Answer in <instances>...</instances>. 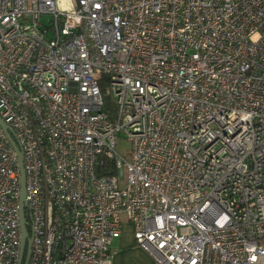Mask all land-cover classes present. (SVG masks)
Listing matches in <instances>:
<instances>
[{
    "label": "built area",
    "instance_id": "2783aa9c",
    "mask_svg": "<svg viewBox=\"0 0 264 264\" xmlns=\"http://www.w3.org/2000/svg\"><path fill=\"white\" fill-rule=\"evenodd\" d=\"M0 116L29 264H113L125 219L153 264H264V0H0ZM20 193L0 126V264Z\"/></svg>",
    "mask_w": 264,
    "mask_h": 264
},
{
    "label": "water",
    "instance_id": "95a60500",
    "mask_svg": "<svg viewBox=\"0 0 264 264\" xmlns=\"http://www.w3.org/2000/svg\"><path fill=\"white\" fill-rule=\"evenodd\" d=\"M0 126L5 131L8 139L10 140L11 144L13 145L15 151L18 154L19 160V169L21 173V193H20V202H19V218H20V226H21V233H22V242L20 247V257H19V264H29L30 255H31V244L32 239L30 237L28 228H27V217L25 212L26 207V173L24 168V161H23V152L20 146L17 144L16 140L14 139L13 133L10 131L8 125L0 116Z\"/></svg>",
    "mask_w": 264,
    "mask_h": 264
},
{
    "label": "crops",
    "instance_id": "0c3cea01",
    "mask_svg": "<svg viewBox=\"0 0 264 264\" xmlns=\"http://www.w3.org/2000/svg\"><path fill=\"white\" fill-rule=\"evenodd\" d=\"M115 242L121 248L119 249L120 252H116V250L114 252L112 251L113 264H139V261L145 264L147 261L145 250L136 244L133 226L126 219L123 224L121 236Z\"/></svg>",
    "mask_w": 264,
    "mask_h": 264
},
{
    "label": "rangeland",
    "instance_id": "374dc122",
    "mask_svg": "<svg viewBox=\"0 0 264 264\" xmlns=\"http://www.w3.org/2000/svg\"><path fill=\"white\" fill-rule=\"evenodd\" d=\"M43 21L45 22V25L48 23L47 16L43 17ZM108 89H109V86L105 85L102 88V91H103V94H104L105 98L109 96L107 99H108V102H110V105H111V107L113 109V113L115 115L116 114V108L118 106L116 104V101H115V98L113 97V95L112 94H108ZM116 149L120 152V154H122L124 156V158L126 160H131V156H132V142L126 136H124L122 134H119V133L116 135ZM115 240H117V238ZM115 240H114V242L112 244V251L114 252V250H116V252H120L119 249L121 247L119 246V244L118 245L116 244L117 242H115ZM145 254H146V258H147V261L145 262V264H153L154 263V259L150 255V253L147 250H145ZM133 264H136V263H133ZM139 264H143L142 261H139Z\"/></svg>",
    "mask_w": 264,
    "mask_h": 264
},
{
    "label": "trees",
    "instance_id": "16d2710c",
    "mask_svg": "<svg viewBox=\"0 0 264 264\" xmlns=\"http://www.w3.org/2000/svg\"><path fill=\"white\" fill-rule=\"evenodd\" d=\"M101 85H102V88L106 85L105 84V79L102 80ZM108 97L105 98V96H104V109L108 113V116L110 117V119L112 121H114V120H116V117H117L118 107L116 108V114L114 115L113 109H112V107L110 105V102H108V99H107ZM98 170H99L100 173H105V174H114V173H116L115 166H114V163L112 161L111 162L110 161H105L104 165L102 167H100ZM27 219H28L27 228H28V231H30V219H29L28 215H27Z\"/></svg>",
    "mask_w": 264,
    "mask_h": 264
}]
</instances>
